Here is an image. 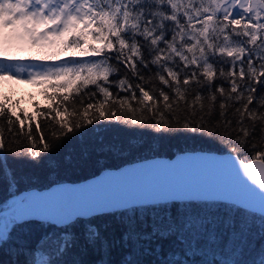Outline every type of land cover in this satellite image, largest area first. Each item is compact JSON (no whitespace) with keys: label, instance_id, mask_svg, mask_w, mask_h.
Here are the masks:
<instances>
[{"label":"snow or ice","instance_id":"obj_1","mask_svg":"<svg viewBox=\"0 0 264 264\" xmlns=\"http://www.w3.org/2000/svg\"><path fill=\"white\" fill-rule=\"evenodd\" d=\"M0 81L43 86L51 101L33 116L0 101V175L15 179L9 156L37 162L102 122L199 136L228 148L217 163L254 189L212 198L167 190L160 200L118 204L123 238L175 237L185 258L173 250L157 264H264V0H0ZM37 116L47 136L39 122L33 130ZM41 200L16 199L0 212V244L33 219L56 229L25 264H68L60 257L80 220L87 244L106 245L92 222L105 214L100 205L51 210Z\"/></svg>","mask_w":264,"mask_h":264},{"label":"trees","instance_id":"obj_2","mask_svg":"<svg viewBox=\"0 0 264 264\" xmlns=\"http://www.w3.org/2000/svg\"><path fill=\"white\" fill-rule=\"evenodd\" d=\"M31 94V93H30ZM7 98V107L14 111L22 110L21 115L27 113L33 116L37 111H45L51 103L44 90L40 98L24 95L12 85L0 89V101ZM44 126L45 135H48V121L37 116L33 122ZM209 150L229 152L222 144L209 141L190 133H154L149 129H136L116 123H101L88 130L81 136L65 139L62 144L47 155L33 162L24 159L8 157V168L11 175H0V210L6 208L8 198L21 190L29 188H43L59 181H78L97 174L107 167H118L125 163L145 159L152 156H172L185 150ZM8 207V205H7ZM249 214L258 218L259 213L247 210ZM116 212L115 215L109 214ZM150 216L151 213H148ZM123 218L116 210L92 216V222L99 226L101 237L107 241L104 246L87 244L83 236V220L78 221L71 229L76 233V240L68 252L60 257L71 264H124L131 259L139 264H157L161 259L172 258L171 252L177 251L178 259L185 257L179 254V247L175 237L161 239L125 241V225ZM52 226L45 227L33 219L24 227L16 228L9 233V238L0 244V264H25L26 261L38 256L37 242L45 233L52 232ZM137 231H150V228H140ZM257 247L261 240L254 239ZM158 250V251H157ZM205 259H211L209 253ZM191 261L195 259L188 256Z\"/></svg>","mask_w":264,"mask_h":264},{"label":"water","instance_id":"obj_3","mask_svg":"<svg viewBox=\"0 0 264 264\" xmlns=\"http://www.w3.org/2000/svg\"><path fill=\"white\" fill-rule=\"evenodd\" d=\"M231 155L197 149L172 156H152L104 168L79 181H59L43 188L24 189L12 198L41 197L43 200L35 204L51 210L80 211L89 204H98L109 212L116 210L118 204L133 206L163 199L159 194L167 190L209 198L241 195L255 185H247V178L242 173L240 177L234 168L217 163ZM235 167L238 171L239 164ZM96 214L99 213H93Z\"/></svg>","mask_w":264,"mask_h":264},{"label":"rangeland","instance_id":"obj_4","mask_svg":"<svg viewBox=\"0 0 264 264\" xmlns=\"http://www.w3.org/2000/svg\"><path fill=\"white\" fill-rule=\"evenodd\" d=\"M28 54L29 53H27V52L21 53V55H28ZM62 55L68 56V55H70V52L69 53H62ZM25 62H27V61H25ZM10 85H12L18 92H23L24 95L30 96V97L40 98L42 96V93L44 90L43 86H40L37 84H30V83L17 82V81H0V89H6ZM15 203H16L15 198H12V195H11V198L10 197L8 198L6 208L0 210V212L7 210L9 208V206H11V204H15ZM7 205H8V207H7ZM38 255H39V253H38Z\"/></svg>","mask_w":264,"mask_h":264}]
</instances>
